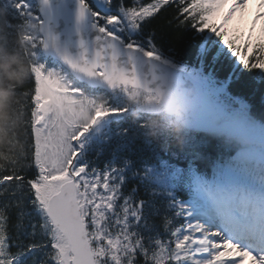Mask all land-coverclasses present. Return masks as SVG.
Masks as SVG:
<instances>
[{"label":"snow or ice","instance_id":"snow-or-ice-1","mask_svg":"<svg viewBox=\"0 0 264 264\" xmlns=\"http://www.w3.org/2000/svg\"><path fill=\"white\" fill-rule=\"evenodd\" d=\"M228 3L0 0L30 69L0 115V264H264V0L246 37ZM178 105L183 145L153 140Z\"/></svg>","mask_w":264,"mask_h":264},{"label":"clouds","instance_id":"clouds-1","mask_svg":"<svg viewBox=\"0 0 264 264\" xmlns=\"http://www.w3.org/2000/svg\"><path fill=\"white\" fill-rule=\"evenodd\" d=\"M3 49V45H0V56L3 54ZM29 71L30 69L27 58L19 52L10 54V62L8 64L0 62V115L3 114V111L7 106L19 105L26 99L25 96L17 95V89H23L24 91L27 90L26 82L29 76ZM132 99L134 103H143L142 94L140 96H134ZM16 115L19 117V113ZM185 115L186 109L178 105L172 113V119L170 122L166 123L161 116L149 118L147 120L149 136L153 140L158 141L160 133L163 132L169 136L175 137L177 145L182 146L186 131ZM140 116V111L133 113L134 119H139ZM22 123V118L12 121L13 128L18 129ZM4 127L5 121L0 119V147L11 143V138L3 135ZM20 147L21 145L19 143L15 145L16 149H19Z\"/></svg>","mask_w":264,"mask_h":264},{"label":"rangeland","instance_id":"rangeland-1","mask_svg":"<svg viewBox=\"0 0 264 264\" xmlns=\"http://www.w3.org/2000/svg\"><path fill=\"white\" fill-rule=\"evenodd\" d=\"M231 4H232V0H229V3H228V5L225 7V9L223 10V12L221 13V15H220V17H218V20L220 21L222 18H223V16L227 13V11H228V9L231 7ZM249 16V12H248V10H245V13L243 14V19H244V24H243V26H242V28L244 29V25H245V29H251V27H252V23L253 22H249V20H248V18H246V17H248ZM240 19H241V14H237V17L234 19V21H233V24H235V23H238V21H240ZM259 29V25L257 26V30Z\"/></svg>","mask_w":264,"mask_h":264},{"label":"trees","instance_id":"trees-1","mask_svg":"<svg viewBox=\"0 0 264 264\" xmlns=\"http://www.w3.org/2000/svg\"><path fill=\"white\" fill-rule=\"evenodd\" d=\"M3 15H6V13H4V12H0V16H3ZM158 23L160 24V26L162 27V28H165V26H166V21L165 20H160V21H158ZM165 44L166 45H168V41L166 40L165 41ZM169 46H172V47H174L175 49H176V51L177 52H180V50H181V48H182V45H181V43L179 42V41H174L171 45H169ZM10 54H11V52H8V51H6L5 49H3V54H2V56H0V62H2V63H4V61H3V57H5V56H7L8 57V63L10 62ZM7 63V64H8ZM5 64V63H4ZM6 75V74H5Z\"/></svg>","mask_w":264,"mask_h":264},{"label":"bare ground","instance_id":"bare-ground-1","mask_svg":"<svg viewBox=\"0 0 264 264\" xmlns=\"http://www.w3.org/2000/svg\"><path fill=\"white\" fill-rule=\"evenodd\" d=\"M249 12V17L254 20L256 12L259 11L258 9V0H250L249 8L246 9Z\"/></svg>","mask_w":264,"mask_h":264}]
</instances>
